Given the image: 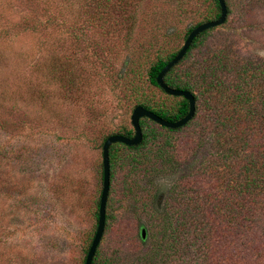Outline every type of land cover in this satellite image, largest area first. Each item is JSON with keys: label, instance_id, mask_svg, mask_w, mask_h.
Segmentation results:
<instances>
[{"label": "rangeland", "instance_id": "1", "mask_svg": "<svg viewBox=\"0 0 264 264\" xmlns=\"http://www.w3.org/2000/svg\"><path fill=\"white\" fill-rule=\"evenodd\" d=\"M201 3L141 0L131 40L112 64L106 7L90 15L82 0H0V264H83L95 225L93 196L102 187L101 142L131 125L133 110L115 74L132 60L138 67L155 35L162 45L172 33L169 44L183 46ZM242 9L215 27L208 42L264 60V3ZM54 59L64 81L52 74ZM196 159L183 162L179 178L190 174ZM172 179L161 180L163 190ZM115 198L100 252L117 264H137L130 262L139 245L131 232L150 218ZM143 245L149 248L148 238ZM182 256L164 264H195Z\"/></svg>", "mask_w": 264, "mask_h": 264}, {"label": "trees", "instance_id": "2", "mask_svg": "<svg viewBox=\"0 0 264 264\" xmlns=\"http://www.w3.org/2000/svg\"><path fill=\"white\" fill-rule=\"evenodd\" d=\"M82 1H88L85 12L90 15H95L96 7H106L107 16L112 15L113 64V58L131 40L141 0ZM225 1V23L236 9L248 13L254 5L264 3ZM180 11L186 14L183 3ZM196 12L200 19L185 30V40L197 25L220 17V2L202 0ZM214 29L197 35L164 78L169 86L194 94V117L178 128L142 117L140 144L116 142L110 146L111 185L105 230L114 217L111 202L113 206L115 197L128 200L137 214L150 218L146 224L138 223L134 232L129 231L132 239L139 241L131 263L164 264L180 253L195 264H264V60L239 57L227 43L209 44ZM171 35L164 36L162 45L156 35L150 37V45L144 48L146 56L138 57V67L130 61L125 72H116L115 80L124 85L132 110L141 105L166 120L177 121L189 112V101L168 94L157 82L159 72L182 47L179 42L169 44L174 41ZM50 66L54 77L64 81L63 66L55 59ZM112 134L133 137L135 129L132 124L120 125L101 142L102 187L93 196L95 225L83 264L98 226L103 145ZM192 156L197 158L193 170L179 178L181 165ZM172 175L163 190L161 180ZM147 238L150 246L144 250ZM100 244L92 264H117L115 257L101 254Z\"/></svg>", "mask_w": 264, "mask_h": 264}, {"label": "water", "instance_id": "3", "mask_svg": "<svg viewBox=\"0 0 264 264\" xmlns=\"http://www.w3.org/2000/svg\"><path fill=\"white\" fill-rule=\"evenodd\" d=\"M221 5V15L219 18L210 20L204 23H201L197 25L195 28L191 30L189 35L187 36L183 46L177 53V55L170 60L159 72L157 76V82L158 84L170 95L175 96H184L190 104L189 112L186 116L182 117L181 119L177 121H169L165 118L159 116L155 112L138 105L134 108L132 115H131V124L135 129V134L133 137L124 136L121 134H112L110 135L104 142L103 145V188L101 193V199H100V208H99V219H98V226L97 230L94 236V239L92 241V244L89 248L86 262L85 264H92L93 258L95 256V253L97 251V248L103 238L105 227H106V216H107V203L109 198V191H110V185H111V164H110V156H109V150L110 146L113 143L116 142H122L127 145H138L143 140V131L140 124V119L142 117H149L150 119L156 121L160 125L166 126L168 128H178L185 124H187L195 115L196 112V97L194 94L186 89H178L169 86L164 78L168 71L176 65L186 54L188 48L192 44L194 38L199 35L201 32L210 29L212 27H217L219 25H222L225 23L228 15V8L225 0H219ZM142 235L145 238L146 237V229H142Z\"/></svg>", "mask_w": 264, "mask_h": 264}]
</instances>
